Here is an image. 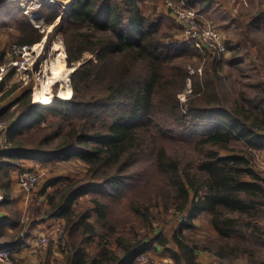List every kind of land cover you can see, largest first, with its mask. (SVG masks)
I'll return each instance as SVG.
<instances>
[{
  "label": "trees",
  "instance_id": "1",
  "mask_svg": "<svg viewBox=\"0 0 264 264\" xmlns=\"http://www.w3.org/2000/svg\"><path fill=\"white\" fill-rule=\"evenodd\" d=\"M21 1L0 0V21L14 23L20 32L18 44L29 46L38 43L43 32L29 22ZM37 1L38 12L49 26L63 14L60 1L67 0ZM72 1L58 31L68 66L80 63L70 74L71 98L55 97L53 103L41 105L31 103L25 91L0 109V117L9 121L6 142L0 148L2 205L9 204L11 172L22 161L47 164L77 159L87 167L92 184L77 186L64 206L60 203L48 211L50 217L63 218L69 229L66 264H134L136 255L150 245L119 240L120 259L106 248L107 237L116 230L109 220V203L125 198L124 188L135 179L129 169L149 151L156 169L177 193L173 207L187 212L173 235L176 249H168L175 264H202L197 260L199 250L213 251L221 264H231L238 257L264 264L254 259L252 246L264 242L260 224L264 220V178L251 162L254 151L264 150L263 51L258 48V61L250 59L263 73L254 84L255 92L250 98H233L219 70L222 59L213 58L199 74L197 68L207 53L187 41H175L176 34L164 29L165 21L155 18L154 2L148 8L146 0ZM240 37L241 43L245 37ZM85 54L93 57L84 58ZM188 84L190 93L181 102L179 95ZM15 88L2 92L0 100ZM176 137H191L198 153L195 163L184 169L176 163L166 166L161 162L164 151H158L157 143ZM236 142L245 146L243 152H235ZM92 190L93 223L89 211L76 214L71 208L75 199ZM133 198L127 199L128 207L147 218L148 207L137 196ZM203 212L210 215L215 231L210 246L190 243L182 234L193 228V220ZM96 236L98 245L104 247L99 259L86 252ZM0 240L6 248L17 249L25 237L0 229Z\"/></svg>",
  "mask_w": 264,
  "mask_h": 264
},
{
  "label": "rangeland",
  "instance_id": "2",
  "mask_svg": "<svg viewBox=\"0 0 264 264\" xmlns=\"http://www.w3.org/2000/svg\"><path fill=\"white\" fill-rule=\"evenodd\" d=\"M71 1L72 0H67L64 2L60 1L61 6H63V14L67 5ZM146 1V4L154 2V5L156 6L155 18L161 16L162 9L166 11L162 0ZM172 1L176 2L177 0ZM49 2L57 3L59 0H49ZM217 2H219L220 5L215 8L217 11H212L213 14L211 10H205L204 13L203 11L199 12V6H193L189 3L188 4L197 12H199V14L202 13L203 19L210 22L216 29L220 31L224 37L227 51L222 58V65L219 67V70L220 73L226 76L225 90L233 98H240L241 100L243 97L250 98V96H252V94L255 92L254 84L256 83V80L263 77V73L258 71L256 66L251 63L250 59L258 61L261 56V50L264 54V0H218ZM20 6L27 15L29 22L34 27L41 28L43 37L47 28L54 25L57 21L56 19V21L49 26L44 23L43 16L38 12L40 2L37 0H22L20 2ZM146 6L151 8L149 4ZM241 10L243 11V14H241ZM244 15H247V18H245ZM259 16H261L260 19H257ZM169 18L173 23L169 21L167 24H164V29L170 30L172 33L176 34L174 37L175 41L184 42L183 38L181 37L182 32L180 27L175 24L171 17ZM233 18H235L237 21L233 22ZM251 18H255L251 21L252 24L250 23V26H254L253 30L249 31L243 29ZM58 31L56 32L55 36H51V38L46 43V47L43 48L41 52L35 49V45L39 44L43 37L38 43L28 46L30 48L28 52H35L36 54L35 57L33 54H30V58L27 63L28 68H30L27 71L28 75L20 76L16 73H9L2 79V81H0V84H2V91H0V94L10 90L13 87H16L12 93L0 100V109L12 104L25 91L28 92L27 96H30L31 103H35L34 99L36 94L34 93V90H37L35 88H38L41 81L44 79V75L47 72L46 68L50 63L49 61L55 55L52 50L53 42H61L64 48L63 39L58 34ZM19 35L20 32L14 23L4 24L0 21V64L6 62L7 58L10 56V52H12L13 46L18 45L17 37ZM240 36L245 37L241 43L238 42V38H242ZM253 41H255L256 46H253ZM258 48L261 50H258ZM205 56L206 57H204L203 62L197 68V72L199 74L202 72L204 66L207 64L210 65V63L213 61V58L208 53ZM88 57L93 56L85 54L84 58ZM230 60L231 63L234 62V64L231 65L229 63ZM65 64L70 71L68 76L70 83V74L72 69L75 68L78 63L74 64L73 66H68L65 57ZM190 72L193 73L194 71L191 70ZM48 73L49 71L47 74ZM61 84L62 83L59 82L49 86V90L54 98L58 96L57 94L61 88ZM187 86V89L179 95L181 102H185L186 96L190 93V85L188 84ZM240 92L243 94H239ZM17 114L18 117H22L24 115V113ZM15 117H17V115ZM0 119L5 125L9 126V121H6L2 117H0ZM198 137L199 135L196 138ZM176 138L178 139L170 138L169 140H163L162 143H157L158 151L159 149L164 151V157H162L161 162L165 163L166 166H171L172 164L176 163V165L180 164L181 168L184 169L186 164L191 162L195 163L198 153L194 151V140L191 137ZM181 139H183V141ZM188 140H192V142L188 143ZM243 148H245V146L242 145L241 142H236L233 144V149L235 152H243ZM142 157L143 158L136 162L134 167L129 169V171L135 175V179L131 182L128 181L129 186L124 188L125 198H121L120 196V201H113L109 203V207L112 209L108 212L109 220L111 224L115 226L116 230L113 235L108 236L109 239L107 244L116 248L117 241L119 240H123L122 242H134L139 244L144 243L145 245H150L149 249L146 251V254L150 257L149 264H154V256L162 259H170L171 264H175L169 255L168 249H176L173 235L179 230L184 219V212L186 210L183 212H178L173 207V198L177 193L167 183L168 181L165 179V177L156 169V166L151 159L152 157L150 152L148 151L147 153H144ZM251 162L252 167L257 174L260 175L262 172H264L262 171V168H264L262 165L264 162V150L254 151L253 160ZM59 163L61 164H59V166L63 167L58 168H65L67 171L71 169L73 171V173L78 177L77 183H85L90 181L89 177L85 173V168L87 167L83 163H80V161L78 162L77 159ZM46 166H43V168L34 169V171H37L40 174L41 169H43V171L44 169H47ZM55 171L58 172V169L50 168L47 173V177L44 178L40 187L38 185L37 188H45V186H47V184L51 181V179H49L50 175L53 176L52 172L55 173ZM46 172L47 171H44V173ZM39 178L41 179L42 175ZM73 184L75 183L71 181L67 187L70 188L73 186ZM89 184H92V182ZM124 184L126 185L127 182ZM93 192V190L88 192L89 195L84 198L81 201L82 204L79 205L83 209L81 212L89 211L91 213L90 218H92V221L96 219V214L93 213L94 205L91 204L92 199L95 198ZM136 196L141 203L148 207V212L145 213L147 218L136 215L128 207L129 204L126 203L127 199L131 198L130 200H132L134 199L133 197ZM190 197H193L192 192H190ZM155 204L157 205L155 206ZM260 224L262 229H264V220H260ZM193 225V228L183 230L182 234L186 237L187 241L196 245L201 244L210 246V241H214L215 235L211 234L212 232H210V228L206 226V219L201 218V221L196 219L193 221ZM96 229L101 231L99 227ZM163 241L165 242L164 245L162 244ZM104 245H106V243ZM252 246L254 247V259L264 262V242L254 243ZM196 253L197 260L199 259V261L201 260L207 262L208 264H221L223 262L214 255L213 251L199 250ZM234 262H238L237 264H252V262H250L247 257H238L233 260L231 264Z\"/></svg>",
  "mask_w": 264,
  "mask_h": 264
},
{
  "label": "crops",
  "instance_id": "3",
  "mask_svg": "<svg viewBox=\"0 0 264 264\" xmlns=\"http://www.w3.org/2000/svg\"><path fill=\"white\" fill-rule=\"evenodd\" d=\"M217 1L218 0H189L188 3L192 4L193 6L194 5L199 6L200 10L198 11L199 12L203 11L204 13L205 10H211V12L217 11L215 10V8L220 5V3ZM163 5L166 11L162 9L161 16H159L158 18L164 20L165 23L167 24L169 21L172 22V20L169 18L170 15L168 13V8L165 6L164 3ZM240 12L241 14H243L242 10ZM200 15L202 16V13ZM244 16L245 18H247V15ZM254 19L251 18L247 22L245 28L243 29L248 30L251 21ZM234 21L237 20L233 18V22ZM181 37L184 38L183 35H181ZM0 142H1V138H0ZM59 164H60L59 162L44 164L35 160H24L17 166V168L12 170L11 172L9 204L7 203L2 205L3 196L2 193L0 192V222L6 219L4 224L0 225V229L4 230L5 233L8 234L15 232L16 234H19L21 237H25V242H23V245L20 248L17 249H14L13 247L9 248L10 250L9 260L13 264H17V263L18 264H66L67 256L70 253V251L67 249L69 229L67 228L66 222L63 218L50 217L48 215V211L53 206L59 205L60 203L62 206H64V200L67 197H69L71 193H73V191L77 188V186L86 187L89 185L90 181H87L88 183L87 182L77 183L78 177L73 173V171L71 169L67 171L65 168H58V167H63V166H59ZM262 165L264 167V162L262 163ZM43 166H46L47 169H44V171L47 172L44 173L43 169L40 170V176L42 175V178L41 179L39 178L40 180H38V184L35 190L31 194L26 195L18 187V183H17L18 172L23 169H27V170L39 169V168H43ZM50 168L58 169V172L55 171V173L57 174L52 172L53 176L50 175L49 177L51 181L49 180L50 182L47 184V186H45V188L44 187L37 188L38 185L40 187L41 182L44 180L45 177H47V173ZM262 171H264V168H262ZM85 173L87 175V168H85ZM260 175H262L261 177L264 178V172H262ZM71 181H73L75 184H73L72 187L68 188L67 185H69ZM88 195L89 193L85 191V193L81 194L77 199L73 201L71 208L74 211V213L79 214L83 210L82 207H80L79 205L82 204L81 201L84 198H86ZM50 198L54 199L53 202L49 201ZM56 209L58 208L56 207ZM201 218L206 219V226L210 228L211 230L210 232H212L211 234L215 235L214 228L210 222V215L206 212H203L199 214V216L196 219H199V221H201ZM91 219L92 218H89V222L93 223L94 221H92ZM58 221H61L64 224L65 238L62 241L57 240V237L55 235V230ZM96 231L100 233L98 229ZM43 236H47V240H48L47 244L45 246H39L38 241ZM108 239L109 238L107 237L106 248H108L111 252H114L115 255L120 259L123 256L122 247L116 245V248H114L108 245L107 244ZM98 242L99 240L98 237L96 236L93 238V243L88 245L86 248L87 254L95 259H99L101 257L102 248H104L103 244L99 246ZM0 243L5 244L4 241L2 240H0ZM4 247L5 245L3 246L0 245V249ZM136 258L134 264H137ZM199 262L202 264H208L207 262L201 260ZM128 263L129 261H127V263H122V264H128ZM237 263L238 262H234L233 264H237ZM0 264H4V263L0 262ZM115 264H121V263L117 262ZM154 264H171V260L167 258L162 259L154 256Z\"/></svg>",
  "mask_w": 264,
  "mask_h": 264
},
{
  "label": "built area",
  "instance_id": "4",
  "mask_svg": "<svg viewBox=\"0 0 264 264\" xmlns=\"http://www.w3.org/2000/svg\"><path fill=\"white\" fill-rule=\"evenodd\" d=\"M163 3L168 8V13L176 25L182 30L183 40L193 44L200 51L208 53L212 58L221 60L226 54L227 48L223 35L210 22L203 19V17L192 8L186 0H163ZM28 46L16 45L13 46L10 56L6 62L0 64V81L9 73H16L20 76L28 75L27 71L30 69L27 63L30 54L35 57L36 54L29 53ZM22 79V78H21ZM8 126L0 119V148L6 142ZM40 174L34 170L23 169L17 174V183L19 189L26 195L31 194L39 180ZM186 212V211H185ZM184 212V219L187 217V212ZM55 235L57 240H64V224L61 221L57 222ZM47 236L39 239L38 244L45 246L47 244ZM3 246L4 244H0ZM9 248L0 249V262L4 264H13L9 260ZM150 257L146 253H140L136 258L138 264H149Z\"/></svg>",
  "mask_w": 264,
  "mask_h": 264
},
{
  "label": "bare ground",
  "instance_id": "5",
  "mask_svg": "<svg viewBox=\"0 0 264 264\" xmlns=\"http://www.w3.org/2000/svg\"><path fill=\"white\" fill-rule=\"evenodd\" d=\"M63 16V14H62ZM57 19L54 25L47 28L45 31V35L39 44L35 45V49L38 51H42L43 48L46 47V43L51 38L54 30L58 27L60 24L61 18ZM54 57L49 61V66L46 68L47 72L44 75V79L41 81L38 88H35L37 90H34L35 96V104H41V105H48L52 102L54 99V96L49 90V86L53 85L55 83L61 82V88L58 91L57 98L68 100L71 98L72 95V88L69 83V69L65 64V51L62 46L61 42H53V48ZM53 103V102H52Z\"/></svg>",
  "mask_w": 264,
  "mask_h": 264
},
{
  "label": "water",
  "instance_id": "6",
  "mask_svg": "<svg viewBox=\"0 0 264 264\" xmlns=\"http://www.w3.org/2000/svg\"><path fill=\"white\" fill-rule=\"evenodd\" d=\"M72 2H73V1L69 2V4L67 5V7H66V9H65V11H64V14H63V16H62V18H61L60 24H59L58 27L54 30V32H53V34H52V37L55 36L56 32H57L58 30L61 29V27H62V25H63V22H64V17H65L66 14L68 13V10H69V8H70ZM79 65H80V63L77 64V66H79ZM77 66H76V67H77ZM76 67H75V68H76ZM75 68H73L72 71H74Z\"/></svg>",
  "mask_w": 264,
  "mask_h": 264
}]
</instances>
